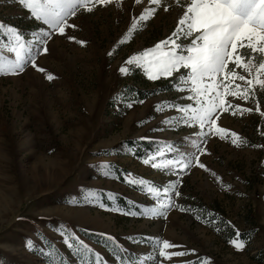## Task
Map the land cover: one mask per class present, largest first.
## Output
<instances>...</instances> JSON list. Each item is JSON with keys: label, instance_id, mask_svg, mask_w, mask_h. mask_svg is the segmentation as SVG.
Wrapping results in <instances>:
<instances>
[{"label": "rangeland", "instance_id": "374dc122", "mask_svg": "<svg viewBox=\"0 0 264 264\" xmlns=\"http://www.w3.org/2000/svg\"><path fill=\"white\" fill-rule=\"evenodd\" d=\"M188 3L111 0L69 18L75 27L63 35L45 38L47 51L36 57V68L29 61L23 72H0V264H264V89H254L255 99L247 101L225 96L229 111L214 119L226 131L201 140L198 126L165 122L180 115L168 104L192 103L179 90L184 85L173 77L148 80L142 69L125 63L166 39ZM149 7L156 11L140 20ZM40 24L18 0H0V56L6 64L15 59L7 27L31 40ZM239 53L244 63L252 56V76L231 66L246 80L256 78L264 54L246 48ZM121 66L130 71L121 74ZM141 138L152 145L136 154L127 140ZM193 140L204 151L178 176L143 163L192 153ZM125 176L137 184L125 183ZM171 181H177L168 194L172 205L160 216H145L142 210L157 205L147 188L163 197ZM89 192L96 193L94 201ZM237 233L245 244L241 250L228 243ZM106 236L123 257L106 247ZM164 240L177 246L166 251L184 255L159 257L157 242ZM81 243L91 253L78 252Z\"/></svg>", "mask_w": 264, "mask_h": 264}, {"label": "snow or ice", "instance_id": "6c2138e0", "mask_svg": "<svg viewBox=\"0 0 264 264\" xmlns=\"http://www.w3.org/2000/svg\"><path fill=\"white\" fill-rule=\"evenodd\" d=\"M18 2L35 21H39L41 24L39 31L31 33V40H25L16 28L7 27V35L13 41V46L9 51L14 54L15 59L6 64L4 58L0 56V72L5 69L12 74H16L17 71L23 72L29 61L32 62V67L36 68V57L41 52L47 51L46 47H42L48 42L45 38H50L52 33L63 35L66 28L75 27L74 23H69V18L77 17V14L81 12L91 13L97 6L107 5L111 0H18ZM148 2L152 5L160 4V0H148ZM155 11V8H146L141 12L139 19L147 20L148 15ZM3 27L0 25V28ZM182 38H191L190 43H181ZM69 39L71 40L73 37H69ZM77 43L83 45L84 42L77 41ZM241 48L250 49L253 54H264V0H190L177 22L176 29L166 39L158 41L154 47L145 49L140 55L130 56L125 63L142 69L143 75L148 80L156 81L161 77H173L174 80H178L179 84L184 85V88L179 90L186 91L188 93L186 99L192 103L168 104L169 108H175L180 115L171 120L166 119L165 122L170 125L174 122L187 126H198L199 132H196L195 135L202 140L209 134L216 135L226 131L218 128L216 119H214L221 112L229 111L225 96H239L247 101L250 96L255 99L254 89L257 87L264 89V63H260L257 77L247 80L244 75H240L231 66L235 65L252 76V56L248 57V63L242 62L244 57L239 53ZM37 70L43 71V69ZM129 71L130 69L124 66L119 68L121 74H126ZM174 73H177L176 77L173 76ZM46 79L51 80L52 76L48 75ZM235 80L246 82L243 90H240L241 85L239 84L232 86V82ZM173 87L175 88L177 85L173 84ZM128 106L131 107V105ZM157 109H159V105H157ZM243 111H251V109H243ZM256 111L260 112V108L257 107ZM260 114L264 116V112ZM232 136L235 137L236 133H232ZM236 143L237 140L233 138L232 144ZM191 146L194 152H181L178 159H161L159 163H152L153 158L149 157L143 160V163L151 164L154 169L159 168L173 172L178 176V173H183L189 167L195 153L204 151L198 140H193ZM168 151H173L171 146L168 147ZM158 155L163 156V153H158ZM196 159L198 166L203 168L204 165L199 164L198 157ZM216 179L219 180V177ZM125 183L135 185L137 181L125 176ZM176 183L177 181H171L168 186L164 187L163 197L159 189L148 187L147 193L155 198L157 205L142 210L143 214L145 216H160L166 212L173 203L168 198V194L175 190ZM176 195L179 196V192H176ZM87 199L94 201L96 193L89 192ZM100 207L104 208L105 205L101 203ZM112 211L121 210L113 208ZM128 214L139 215V213L131 212ZM61 236L63 242L71 247L63 232ZM106 239L119 248L113 237L106 236ZM129 239L132 238L129 237ZM157 243L161 258L184 255L182 251H166L167 248L177 247L169 244L167 240ZM228 243L237 250L245 247L244 242L239 239V233ZM33 248L34 245L29 246V250H33ZM81 250L91 253V249L82 243L77 248L78 252ZM117 256H119V252H117ZM96 259L99 261V254ZM140 264H144V261H141Z\"/></svg>", "mask_w": 264, "mask_h": 264}, {"label": "trees", "instance_id": "16d2710c", "mask_svg": "<svg viewBox=\"0 0 264 264\" xmlns=\"http://www.w3.org/2000/svg\"><path fill=\"white\" fill-rule=\"evenodd\" d=\"M127 143L129 144V147H132L134 149V152L136 154H142L144 152V150H149L151 148L152 142L149 140H144V139H139V140H127ZM121 179V176H119ZM116 196V200H118V202L121 203V200L119 198V196L117 194H113ZM32 243V242H31ZM104 244L106 245V247H110V250L117 255V252H119V257H123V252H121V247L117 248L113 245V243L109 240H105ZM46 248L51 251L52 253H55V247L51 244L48 243ZM46 250V249H45ZM43 252V251H42ZM60 258V257H59ZM101 261L102 259L99 258ZM87 262H92L93 261V257L90 256L88 259H85Z\"/></svg>", "mask_w": 264, "mask_h": 264}]
</instances>
